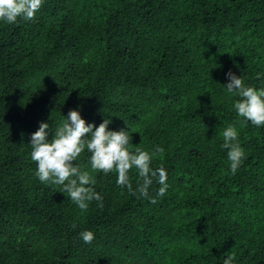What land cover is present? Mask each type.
Returning a JSON list of instances; mask_svg holds the SVG:
<instances>
[{
  "label": "trees",
  "instance_id": "1",
  "mask_svg": "<svg viewBox=\"0 0 264 264\" xmlns=\"http://www.w3.org/2000/svg\"><path fill=\"white\" fill-rule=\"evenodd\" d=\"M229 71L264 89V0H43L31 21L0 20V264H264V125L238 116ZM70 110L128 131L130 152L162 148L166 194L155 180L130 194L86 148L73 163L102 207L42 183L31 135L48 123L50 141Z\"/></svg>",
  "mask_w": 264,
  "mask_h": 264
},
{
  "label": "clouds",
  "instance_id": "2",
  "mask_svg": "<svg viewBox=\"0 0 264 264\" xmlns=\"http://www.w3.org/2000/svg\"><path fill=\"white\" fill-rule=\"evenodd\" d=\"M42 2L43 0H0V20L9 24L15 23L18 18L31 21L39 11ZM226 76L229 81L225 87L227 91L241 97L234 104L238 116L255 126L264 125V89L256 90L246 87L243 79L231 71ZM110 123V119H104L98 127L87 124L81 118L79 111L70 110L50 141L48 140V123L41 122L38 130L31 135L30 155L32 161L37 164L38 179L42 183L61 185L62 192H66L71 201L81 210H86L88 202L93 200L101 202L98 206H103L102 197L92 187L95 179L89 172L81 170L73 163L85 151V148L91 154V168L105 174L115 171L118 174L117 185L121 188L126 187L130 194L139 193L140 196L147 198L149 187L154 180L161 185L157 196L163 197L166 194L168 188L166 170L163 167L156 169L150 167L152 157L163 149L156 147L150 154L137 147L135 152H130L131 138L128 131H109ZM237 139L238 133L235 127L228 126L223 132L222 147L228 150L227 155L233 174L240 167L244 157V150ZM133 168L137 170L140 178L135 191L128 175ZM151 202L156 203V200L152 199ZM79 236L88 244L94 239L91 231H83ZM225 255L224 264H232L234 255L227 253Z\"/></svg>",
  "mask_w": 264,
  "mask_h": 264
}]
</instances>
